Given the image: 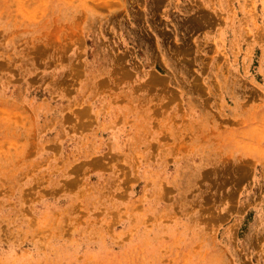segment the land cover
Wrapping results in <instances>:
<instances>
[{"label":"rangeland","instance_id":"rangeland-1","mask_svg":"<svg viewBox=\"0 0 264 264\" xmlns=\"http://www.w3.org/2000/svg\"><path fill=\"white\" fill-rule=\"evenodd\" d=\"M0 264H264V0H0Z\"/></svg>","mask_w":264,"mask_h":264}]
</instances>
